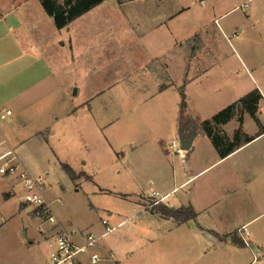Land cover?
Returning <instances> with one entry per match:
<instances>
[{
    "label": "rangeland",
    "instance_id": "1",
    "mask_svg": "<svg viewBox=\"0 0 264 264\" xmlns=\"http://www.w3.org/2000/svg\"><path fill=\"white\" fill-rule=\"evenodd\" d=\"M182 8L183 15L174 22L176 37L195 35L191 43L196 39L202 41L204 46L201 44L198 56L208 53L230 57L233 70L239 73L242 89L238 95L242 97L255 87H248L244 70L235 62L236 56H240L247 62L264 93V62L259 65L262 59L264 61V0H105L61 30L55 28L38 0H0V16L11 11L20 23L15 32L19 42L31 48L38 47L40 57L52 69V76L26 95L25 106L19 110L15 109L16 104L10 103L13 116L0 120V125L7 127L9 138L3 145L13 150L19 163L16 173L0 177V259L9 255L0 260V264H50V253L59 232L71 233L75 240L81 241L79 233L84 228L96 235L103 233L101 220L115 227L108 217L115 220L118 215L131 214L135 206L132 195H144L156 188L158 172L153 163L157 153L163 155V167L168 177L172 178L173 168L182 173L185 168L189 169L177 154L179 126L201 130L204 120L211 119L223 109H220L222 102L217 92L206 94L191 89L192 99L187 101L185 97L188 108L182 115L180 106L175 111L174 136L165 133L157 146L151 133L156 130V115L149 103L142 105L141 102L140 82L141 79L149 80L144 73H150L147 69L140 70L145 53L135 29L137 24L149 21L147 16L151 12L169 14ZM143 39L145 46L149 40ZM194 44H190L191 49ZM172 54L174 72L182 73L184 68L178 52ZM203 65L206 63L193 61L189 76L200 72ZM258 65L261 70H257ZM36 66L31 63V68ZM215 72L213 70L208 77L214 79ZM35 81L36 77H32V86ZM6 106L0 103V110ZM260 111L258 118L264 124V101ZM93 120L106 125V129L93 131L90 127ZM245 121L247 132L258 130L250 116H246ZM82 125L87 129L86 137L83 132L75 131ZM235 127L236 120L233 119L226 127L228 135ZM38 128L42 134L35 137L33 134ZM130 140L135 143V149L128 148ZM172 143H175L174 147ZM207 144L211 147L201 132L194 139L189 158L191 162H197V167L204 162ZM258 145H264V138L245 152L251 154ZM237 161L232 165L239 169L242 164ZM62 165H68L77 178L72 180ZM222 165L226 167L231 162ZM21 169L32 179L39 180L46 210L32 205L23 207L21 181L17 176ZM216 171L213 166L206 175ZM248 175L249 180L255 176L260 193L254 207V217H257L247 229L253 236L255 253L264 252V175ZM205 177L178 188L173 198L187 196V200H195L193 187ZM148 180H153V185L148 184ZM191 188L193 190L189 192ZM127 196L129 199H123ZM152 204L145 206L151 208ZM223 205L229 208L235 203L233 206ZM49 216L55 220L54 224L48 220ZM140 239V232L123 226L107 233L100 244L114 252L117 249L120 256L127 248L138 247L141 253L131 264H151L154 258L150 261L149 257L153 256L154 244L140 247ZM170 239L171 235L167 234L160 243L169 245ZM232 247H229L228 255L217 256V261L230 260L233 252L238 251ZM94 252L101 256L102 250L97 246ZM100 258L103 259L97 264L111 261L107 254ZM164 260L170 261L167 264L181 262L168 254ZM81 264H90L88 255L81 257Z\"/></svg>",
    "mask_w": 264,
    "mask_h": 264
},
{
    "label": "crops",
    "instance_id": "2",
    "mask_svg": "<svg viewBox=\"0 0 264 264\" xmlns=\"http://www.w3.org/2000/svg\"><path fill=\"white\" fill-rule=\"evenodd\" d=\"M134 1L144 2V0ZM183 13L184 8L169 14L151 12L147 16V20L149 21L146 24L141 22L135 27L137 38L140 39L142 44V52L145 53L142 57L140 70L144 71L147 69L148 73H150H144L146 77H149V80L141 79L140 82L139 91L143 96L141 102L143 103L142 105L149 103V108L156 115V130H152L151 133L153 142L157 146L161 143L165 133L166 135L170 133L172 137L174 136L175 111L177 107L179 110L181 103V98H178V95L180 97V92L185 97L187 96V101L192 99L191 89L194 88L199 93L210 94L217 92L218 98L222 102L220 109H224L241 98L238 95V92L242 89V86L239 85V73L233 70V65L230 64V57L208 53L205 55L199 54L198 56L197 53L201 48V44L204 46L202 41L196 39L195 42H192L195 44L191 49L190 44L192 43L190 41L195 38V35L194 37H176V24L174 22ZM19 24L11 11L0 16V103H5L7 106L4 108L11 111L9 117H12L14 114L11 106H9L10 103L16 104L15 109L20 110L22 106H25L26 95L37 84L52 76V69L40 57L39 48L35 46L31 48L17 39L15 32L20 28ZM144 37L145 41L149 40L145 42V46L143 43ZM186 44H189L188 47H186ZM145 47L149 49V52ZM176 51L179 54L180 60H182L184 68L182 69V73H176L173 70L172 56L174 54L172 53ZM149 54L150 56L148 57ZM193 61L199 64L206 63V65H203L202 70L196 75L189 76L190 66ZM235 62H238L239 66L244 70L248 87L252 86V89L255 87L253 90L257 89L261 94V99L257 106V115L259 117L261 115L260 105L264 101L263 90L260 89L261 86L256 82L253 72L248 68L247 62L238 55ZM263 62L262 59L259 65H263ZM31 63L37 64V66L31 68ZM259 65L257 70L262 69ZM213 70L217 71L214 74V79L208 77ZM144 74L142 75L143 77ZM32 77L34 79L36 77L33 86L31 85ZM186 108H188L187 104ZM246 116L249 115L243 114L242 116L241 129L251 140L225 158H220L212 146L210 139L202 130L201 135L208 140L211 147L207 144V153L202 159L204 162L199 167L196 166V161H190L191 150L188 152L179 150L178 156L181 157L184 165L187 163L186 167H189V169L185 168L184 173H182V171L173 168L172 178L168 177L165 175L166 168L163 167V155L156 152L158 157L154 158L153 163V167L155 166L158 172L157 177H155L156 188H152L153 190L150 193L148 191L144 195L141 193L132 195L135 197L133 201L135 206L131 214L127 216L118 215V218L115 220L112 217H108L114 222L113 224L116 228L127 226L140 232V247L145 244L150 247L154 244V249L151 250L153 256L149 258L150 261H153L154 258L155 263L153 261L151 264H167V262H170L169 260H164L167 254L180 259L179 261L181 262L177 264H264V252L255 253L256 247L252 244L253 236L247 229L248 224L257 217H254V207L256 196L260 193L259 186L255 183V176H252L249 180L248 174L264 175V145L254 147L251 154L250 152H245L250 146L261 142L262 138H264V130L261 132L259 127L255 125L258 127V130L247 132L245 130ZM236 117L237 115L225 125L220 126L221 131L229 137H232L234 131L239 126L238 117ZM233 119L236 120V127L232 131V134L228 135L226 127ZM204 121H208V119ZM259 121L264 129V124L261 120ZM90 122V127L93 131L95 129L98 131L106 129V125L97 124L94 120ZM6 129L7 127L0 125V143L2 141L6 143L7 139H9ZM38 129L33 134L35 137L42 134L41 128ZM75 131L83 132L84 134L82 135L86 137L85 131L87 129L83 125L77 129L75 128ZM90 132L92 131L90 130ZM128 143H130L128 144V148L135 149L136 145L132 140ZM239 154L241 156L237 157ZM236 160L242 164L239 169L234 168L232 165L236 163L234 162ZM225 162H231V165L224 167L222 164ZM213 166H216L217 171L211 175H206ZM203 176L206 177L200 180L196 187H193L196 191L195 200H187V196L178 199L173 198L175 190L183 186L192 185ZM148 184L153 185V180H148ZM151 193H155V195L152 196ZM123 199H129V197L127 196ZM157 200L159 201L158 204L174 209L190 206L196 213V218L187 222H175L174 220L166 219L152 210L153 204L151 208L145 206V204L154 203ZM233 203H235V206H233ZM223 204H230L233 207L229 206L227 208ZM23 207L27 206L24 204ZM237 220H241L242 222L237 224ZM115 227L112 228V231ZM232 229L233 232L229 233ZM87 232L88 228L81 230L79 240ZM167 234L171 235V239L168 242L169 245L165 246L160 241H163V237ZM233 235H235L236 239L243 241L246 246L242 248L236 247L235 244L232 245L233 247L229 246L232 243L231 237ZM105 236H102L101 239ZM222 237L227 238L223 240ZM98 247L102 250L100 257L106 256V254L110 257L111 261L108 264H131L132 260H138L137 254L141 253V249L138 250V247L127 248L125 249V253L120 256L117 249L114 252L112 249L106 248L104 244H100V241ZM229 247L238 248V251L233 252L234 254L231 255L230 260L228 259L223 262L220 259L217 261V256L221 257L222 255L229 254ZM133 249L134 251H131ZM8 256H2L3 258L0 260H5ZM98 264H106V261H101Z\"/></svg>",
    "mask_w": 264,
    "mask_h": 264
},
{
    "label": "trees",
    "instance_id": "3",
    "mask_svg": "<svg viewBox=\"0 0 264 264\" xmlns=\"http://www.w3.org/2000/svg\"><path fill=\"white\" fill-rule=\"evenodd\" d=\"M45 14L50 17L57 30L67 27L71 22L86 14L105 0H38ZM180 115L186 108L185 95L180 92ZM261 99L260 92L255 89L239 98L235 103L225 107L210 120L201 123L202 132L210 139L212 146L217 151L220 158H225L232 152L238 150L250 142L241 129L242 116L248 114L262 132L264 129L260 125L257 115L258 102ZM238 115V128L234 131L232 137L228 138L220 129V126L228 123L234 116ZM181 118V116H180ZM182 126V124H180ZM221 131V132H220ZM63 170L74 180L76 174L68 165H62ZM152 210L166 219L175 222H187L196 218V213L192 207H181L178 209L170 208L161 204H153ZM227 237H222L225 240ZM233 244L239 247L246 246L245 243L236 239L235 235L231 237Z\"/></svg>",
    "mask_w": 264,
    "mask_h": 264
},
{
    "label": "built area",
    "instance_id": "4",
    "mask_svg": "<svg viewBox=\"0 0 264 264\" xmlns=\"http://www.w3.org/2000/svg\"><path fill=\"white\" fill-rule=\"evenodd\" d=\"M11 115L9 109L2 108L0 111V120H4ZM5 142L0 143V177H8L17 172L19 163L14 157L13 150L8 146L3 145ZM172 147L175 143L171 144ZM18 179L21 181V191L25 205L42 207L44 210L47 206L44 204L41 190L42 186L39 180L32 179L23 169L18 173ZM152 196L155 193H151ZM158 200L153 204H158ZM51 223H55L52 216L48 217ZM103 227L102 235H96L92 232H87L81 237V241L75 240L71 233L65 231L59 232L54 240L52 251L50 253V264H81V257L88 255L90 264H96L101 258L94 252L98 246L102 236L112 231L106 220H101ZM246 245V244H245Z\"/></svg>",
    "mask_w": 264,
    "mask_h": 264
},
{
    "label": "water",
    "instance_id": "5",
    "mask_svg": "<svg viewBox=\"0 0 264 264\" xmlns=\"http://www.w3.org/2000/svg\"><path fill=\"white\" fill-rule=\"evenodd\" d=\"M200 132H201L200 128L198 129L192 126H190V128H185L184 125L179 126V131H178L179 150L183 152H188L191 149L194 138Z\"/></svg>",
    "mask_w": 264,
    "mask_h": 264
}]
</instances>
